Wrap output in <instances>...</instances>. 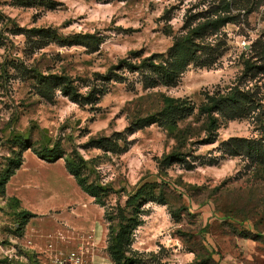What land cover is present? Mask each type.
Segmentation results:
<instances>
[{"label":"rangeland","instance_id":"rangeland-1","mask_svg":"<svg viewBox=\"0 0 264 264\" xmlns=\"http://www.w3.org/2000/svg\"><path fill=\"white\" fill-rule=\"evenodd\" d=\"M54 1L48 8L0 0V175L19 154L22 158L0 192V264H38L43 253L27 247V240L44 246L48 233L76 237L92 234L95 225L104 232L97 251L108 256L105 212L123 205L144 183L163 195L142 206L141 224L132 233L130 250L140 264H264V166L243 149L231 155L233 146L225 144L231 137L256 138L264 129V0ZM225 1L232 20L217 34L203 36L215 54L211 65L190 64L173 84L152 88L125 68L114 69L122 81L103 79L124 57L165 55L187 24ZM32 28L51 35H28ZM85 33L99 42L68 44ZM38 71L70 76L82 94L93 85L105 90L88 103L74 102L59 89L48 98L37 93ZM234 85L256 94L258 117L220 119L212 142L202 131L180 149L185 160L162 161L176 143L157 123L132 125L159 107V94L198 105L205 92ZM187 120L200 126L195 116ZM103 137L115 146L98 145ZM55 143L61 148L55 161L32 151ZM74 154L86 162L85 178L105 188L103 205L66 170L65 159ZM11 197L32 214L21 235L14 230L19 219L8 207ZM70 213L75 216L68 225L60 217ZM76 244L70 238L61 248L73 250Z\"/></svg>","mask_w":264,"mask_h":264},{"label":"trees","instance_id":"trees-1","mask_svg":"<svg viewBox=\"0 0 264 264\" xmlns=\"http://www.w3.org/2000/svg\"><path fill=\"white\" fill-rule=\"evenodd\" d=\"M19 3L30 5L39 2L53 8L56 5L54 0H18ZM228 2H222L218 9L212 14L205 16L194 25L187 24V30L177 35L173 39V43L168 52L164 54L140 56L136 54V58L124 57L118 61L115 67H110L102 76L108 80L112 77L115 81H122L124 77L116 74L114 69L121 70L125 68L131 72L140 74V81L144 87L152 88L158 85H171L178 76L184 72L190 64L208 66L215 62V54L211 43L203 37L207 34L215 35L227 22L232 20L229 16ZM33 33L39 37H48L50 30L44 28H32L28 31V35ZM53 35V33H52ZM55 37V35H53ZM99 42L94 34L85 33L77 34L68 44L94 45ZM38 84V91L42 96L50 97L53 89H59L64 95L70 97L77 103H88L93 101L96 94L102 93L105 88H97L95 85L84 94L78 91L73 84L70 76L61 73H49L47 75L42 72H35ZM103 89V90H102ZM159 107L147 113L145 116L137 118L132 125L136 128L148 126L157 123L166 130L169 137L173 138L176 147L172 151L163 155L162 161L165 164H171L175 161L185 160L183 152L180 149L192 138L199 137L203 131L206 135V141L212 142L216 136V130L220 119L229 121L236 118L253 116L258 117L259 102L256 94L251 90H243L239 86L234 85L224 91L214 90L207 91L203 94V98L198 105L190 102L187 98L172 97L165 94H159ZM195 116L197 121H201L200 126L195 128L192 120L187 118ZM24 138H16V142H20ZM228 142L233 146L231 155L243 153L257 165L264 166V129L256 138L231 137ZM96 143L100 146L111 145L112 142L107 138H99ZM60 145L55 143L52 147L43 146L40 149H32V151L45 161H55L61 157ZM22 164L20 154L11 162L8 168L0 175V192L4 194L5 184L10 177ZM85 160L75 154L65 159V168L76 180L79 187L88 195L94 198L95 203L104 204L105 188L95 183L89 182L82 174V167L85 166ZM164 183V182H163ZM163 195L162 189L157 188L154 184L144 183L137 187L136 190L127 195L123 205H117L105 217L108 221V242L107 253L113 264H140L141 259L137 257V253L130 250L133 231L141 224L140 215L142 214V206L156 200V196ZM162 198L158 199L163 203ZM8 207L15 209L14 215L18 218V222L14 224L15 231L18 235L22 234L29 216H32L26 210L19 209V200L11 197L8 199ZM173 217L175 215L173 214Z\"/></svg>","mask_w":264,"mask_h":264},{"label":"built area","instance_id":"built-area-1","mask_svg":"<svg viewBox=\"0 0 264 264\" xmlns=\"http://www.w3.org/2000/svg\"><path fill=\"white\" fill-rule=\"evenodd\" d=\"M67 231L70 232V230ZM48 240L44 246H37L30 239L27 240L26 246L43 253L40 263L38 264H92L93 258L97 253L98 240L93 234H78L75 236H66L64 233L57 231L47 234ZM76 241L75 249L68 250L61 248L63 243L69 242V239ZM8 259L11 255L6 254Z\"/></svg>","mask_w":264,"mask_h":264},{"label":"crops","instance_id":"crops-1","mask_svg":"<svg viewBox=\"0 0 264 264\" xmlns=\"http://www.w3.org/2000/svg\"><path fill=\"white\" fill-rule=\"evenodd\" d=\"M19 209L24 210L21 206H19ZM70 215L71 216L63 215L60 218H64L66 220L67 224L70 225V224H73L72 216H75L72 213H70ZM28 224H26L27 226L26 225L25 226L28 227ZM75 226H76V224H75ZM91 230H92V234L95 236V238L98 241H100L102 235H104L103 229L100 227V225H95L93 227V229H91ZM92 264H113V263H112V261L110 260V258L106 254L98 253V251H97V253L95 254V256L93 258Z\"/></svg>","mask_w":264,"mask_h":264}]
</instances>
